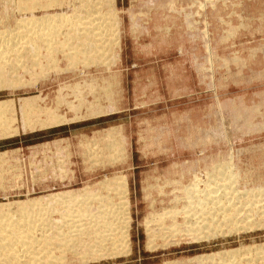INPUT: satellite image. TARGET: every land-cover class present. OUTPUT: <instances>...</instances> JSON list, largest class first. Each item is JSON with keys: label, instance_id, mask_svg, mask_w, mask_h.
<instances>
[{"label": "rangeland", "instance_id": "374dc122", "mask_svg": "<svg viewBox=\"0 0 264 264\" xmlns=\"http://www.w3.org/2000/svg\"><path fill=\"white\" fill-rule=\"evenodd\" d=\"M55 14L72 15L62 35L17 42L37 57L5 69L0 189L13 191L0 206L73 192L77 203L39 210L46 225L70 234L105 213L117 235L25 264H264V0H0V35ZM78 26L104 28L90 60L72 52ZM33 98L62 124L34 128L43 112L23 128ZM219 188L239 207L234 225L213 211Z\"/></svg>", "mask_w": 264, "mask_h": 264}, {"label": "bare ground", "instance_id": "6f19581e", "mask_svg": "<svg viewBox=\"0 0 264 264\" xmlns=\"http://www.w3.org/2000/svg\"><path fill=\"white\" fill-rule=\"evenodd\" d=\"M27 1H29V0H27ZM91 9H92V7H91ZM71 16H66V15H63V14L62 15L61 14H55L54 16H49L48 15V16H43V17H40V18L26 17L25 19L19 21V25H18L17 29H15L16 32L14 30H12V31H10V33H5V34L3 33L4 35H0V89H2V87H6V86L10 87V88L12 87L13 84L9 81V79L7 77H5L6 73H7V72H5V69L6 68H10L11 69L13 66H17L18 67V65H16V64H19V66L21 67L20 62L18 60H16V59H18V58L20 59V58L26 57V56L28 58L31 55L30 54L31 52L33 54L32 57H37L36 52H37L38 49L34 45L33 46L36 49L34 48V50H30V51L27 50L26 54H23L26 50L23 52L21 50L22 47L20 49L17 48L18 50H20V52L21 51L23 52L22 56L20 57L19 51L15 48V46L17 47L19 45V43H17V42H23L22 45L23 44L26 45L28 43L34 44L36 42V40L38 39L39 41L45 43L43 45L49 47L48 45H52L53 44V40L56 37H58L59 35H62L61 34L62 30H59V29L64 28V26L66 24H67V26L70 25V22H71L70 21V19H71L70 17ZM90 18H89V20L93 19L95 22H97V20H98L97 16H96V18L94 17L95 19L94 18L90 19ZM86 19H87V17H86ZM89 20H87V23L85 21L84 22L85 24L83 23V25L86 26V24H87V26H89L88 25L89 22H90ZM91 22H93V21H91ZM79 23H81V22H79ZM61 24H65V25L63 26ZM91 24L93 25L94 23H91ZM98 24H100V23H98ZM98 24H96V25H98ZM103 24H105V23H103ZM59 25H61V28L59 27L58 30H55V29H57L56 27L59 26ZM84 26L82 28H84ZM27 27L29 28V31H30L29 33H26V34H23V35L21 34L22 33L21 31H20L21 33L20 32L18 33L17 30H20V29L22 30V29H25ZM78 27H76V28H78ZM33 28L34 29L36 28L38 30V32H37V30L36 31L32 30ZM78 29L75 30V28H73L72 31H74V33L73 32L71 33L73 35L69 34V36L66 37V39L67 38L71 39V36L74 37V38H72V40L73 39H76V40L78 39V44L82 45V47H81V49L79 48L76 51H72V52H74L75 54L76 53H78V54L81 53L79 55H81V56L85 55V56H82V58L84 60L85 59L86 60L87 59L90 60L93 56L92 57L91 56L88 57V55H87V57H86V54H89L92 51H97V50L100 51V49H96L97 45L95 43H97V42L102 40V37H103L104 33H102L101 30H103L104 28L103 29H99V27H97V28H95V30H92V29H87V27H86V28H84V30L83 29L81 30V28L79 30ZM63 31H65V30H63ZM103 32H105V31H103ZM66 39H65V41H66ZM26 42H28V43H26ZM102 44H104V43H102ZM67 48H69V47L67 46ZM73 50H75V49H73ZM101 50H103V49H101ZM38 52H40V51H38ZM74 53H72V54L74 55ZM99 53L101 54V52H99ZM12 57L15 60L11 61L10 59H12ZM66 57H67V55H66ZM73 59H77V58H74V56H73ZM20 61L22 62L21 59H20ZM23 62H22V64H23ZM14 73H17V70ZM12 75H13V73H12ZM8 85H10V86H8ZM33 99L34 100L31 99V100L24 101L22 103L23 104L21 106L22 107V113H23L22 115L24 116V119H23L24 127L23 128L27 129L28 128L27 126H29L35 120L34 119V120L31 121V118L34 117L33 115L39 116L38 114H40V113L43 114V112H44V115L46 116V118L43 121H41L40 118H39L40 116H39L38 117L39 119L38 118H37L38 120L36 119L37 123L34 122L35 123L34 124L35 125L34 128L39 126L40 127L39 129L42 128V130H43V128L46 127V126H48V128H49V126L50 127H53L54 125L56 126L60 122H61L60 124H62V120H63L62 117L58 118V116L56 114H54L53 111H52L53 113L51 111L48 112V109L44 111V109L42 110V109H39V108L35 107V105H36L35 102L36 101H35V98H33ZM11 105L13 106V102H10V101L0 102V126H2V125L5 126V124L7 122V119H6V122H5V120H3L4 119L3 114L6 111H8V110L10 111L11 109H13ZM10 113H12V111ZM28 113H31V114H28ZM35 113H37V114H35ZM26 114H28V115H26ZM2 129L3 128H1L0 130H2ZM3 130L0 131V137H1V135H6L7 134L6 133L7 130L6 131H3ZM9 130H10V128H9ZM224 181H226V180H224ZM212 190H213V188H212ZM219 190H220V188H219ZM228 190H229V188H228ZM223 191L224 190L221 189L220 190V194L214 195L212 197L214 199V203L215 202L219 203L218 206H215L216 208L215 207L213 208V211H214V209H217V210L219 209V211L221 212V215H223L222 217L224 218V221H226L225 224H227V223L229 224V223L232 222V225H234L233 221H234L235 217L233 216L234 217L233 218L232 215L235 214V213H232V212H234L235 210L238 211L239 207H236V203H234V201L232 202V200H231L232 198H228L227 197L228 201L223 199V196L227 195L226 193L224 194ZM228 192H230V191H228ZM213 193H214V191H213ZM76 195H78V194L74 195L73 192H67V193H62L61 195L50 196V197H48L49 199H47L46 201H44L42 199H34V200H31V201H28V202H24V203L21 202V203H15V204L14 203L13 204H8L6 206H0V264H22V263L25 264V262L30 260L31 256L32 257L33 256L36 257L37 254L39 256V254H41V252H43V251L46 252V253L43 252L45 254H47L48 251L51 252V245L55 246L54 247L55 250L56 249L62 250L64 247L65 248L71 247L73 249H75L76 247L77 248L80 247V250L82 251V253L87 254V253H89V249H90L89 247L93 246L95 244L98 245V247H99L100 245H103V246L106 245L107 246V244H110L111 242L115 243V240L113 241L112 237H113V235H114V237H115V235H117V234H114V232H116L114 230V228L116 226L113 228V226L115 224L112 226V223H113V222H111L112 220H109L111 223L109 221H107V222L104 221L105 219H108L106 217V215H103L105 213H102V214L100 213V216L98 215L99 217H95L90 222L80 223L79 225H77L76 231L74 230L70 234H68V232L63 233L62 230L60 228H57L56 226H54V224L53 225L52 224L51 225L47 224V225H49V227H47V225L44 223V222H46V220L42 219L43 216H44V213H43V216H42V213L40 211L42 209H45L47 206H52L54 204L55 205L61 204V203L62 204L63 203L64 204L65 203H68V204L72 203L73 204L74 202H76L75 201L76 197H74ZM72 204H71V206L73 207ZM203 204H206V203H203ZM201 205H202V203H201ZM200 209L202 210V208H200ZM69 210H73V209L71 208ZM206 210L204 209V211H206ZM102 211L106 212V210H103V209H102ZM214 213H215V211H214ZM40 214H41V216H40ZM108 214H110V213H108ZM175 214H176V212H175ZM210 214H212V211H211ZM235 215H238V214H235ZM215 217H216V214L214 216H212V218H209V219H211V221H209V222L212 223L214 221L213 219ZM98 218H101L103 221L102 220L100 221ZM95 219L96 220L98 219L99 221L98 220L96 221ZM236 219H239V217L236 218ZM47 221H49V220H47ZM65 221H67V220L65 219L64 222ZM81 222H83V221L81 220ZM235 223H236V221H235ZM215 224H216V222H215ZM65 225H66V228L68 226H72L71 224H68V223L64 224V226ZM217 225H219V224H217ZM235 225H237V224H235ZM247 225H251L250 222H248ZM207 227H209V226H207ZM227 227H230V226H227ZM237 227H239V226H237ZM208 230H209V228H208ZM37 231H41L40 232V237L38 236L39 233L37 234ZM223 231H221V232H223ZM214 232H218V231L214 230ZM214 232H212V233H214ZM230 232H232V231H230ZM109 241H111V242H109ZM35 250H36V252H35ZM242 250L241 249H239V250L238 249L237 250H231L230 253L226 252L224 254L227 255V257L229 256L230 258H235L241 252H245V250H249V249L245 248L244 251H242ZM33 253H36L35 254L36 256L32 255ZM195 260L197 261L199 259H195Z\"/></svg>", "mask_w": 264, "mask_h": 264}, {"label": "crops", "instance_id": "0c3cea01", "mask_svg": "<svg viewBox=\"0 0 264 264\" xmlns=\"http://www.w3.org/2000/svg\"><path fill=\"white\" fill-rule=\"evenodd\" d=\"M13 189H11L10 185H6V189H0V193L2 194H9L10 192H12Z\"/></svg>", "mask_w": 264, "mask_h": 264}]
</instances>
